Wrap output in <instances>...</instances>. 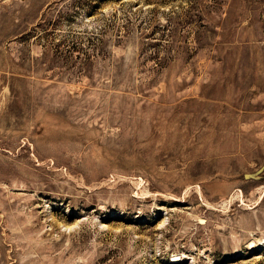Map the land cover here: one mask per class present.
Listing matches in <instances>:
<instances>
[{"label":"rangeland","instance_id":"obj_1","mask_svg":"<svg viewBox=\"0 0 264 264\" xmlns=\"http://www.w3.org/2000/svg\"><path fill=\"white\" fill-rule=\"evenodd\" d=\"M0 264H264V0H0Z\"/></svg>","mask_w":264,"mask_h":264}]
</instances>
